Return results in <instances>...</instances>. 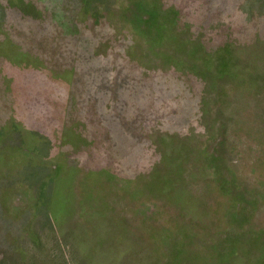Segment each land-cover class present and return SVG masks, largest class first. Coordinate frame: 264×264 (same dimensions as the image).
<instances>
[{"label":"rangeland","instance_id":"374dc122","mask_svg":"<svg viewBox=\"0 0 264 264\" xmlns=\"http://www.w3.org/2000/svg\"><path fill=\"white\" fill-rule=\"evenodd\" d=\"M0 203L7 264H264V0H0Z\"/></svg>","mask_w":264,"mask_h":264},{"label":"trees","instance_id":"16d2710c","mask_svg":"<svg viewBox=\"0 0 264 264\" xmlns=\"http://www.w3.org/2000/svg\"><path fill=\"white\" fill-rule=\"evenodd\" d=\"M22 12H24V14H27L26 11H24L22 9ZM39 14H41L40 12L38 11H35V13H30L28 15H33V17L35 18L36 17H39ZM97 18H99L100 20H102V18H104V22H108L110 23L111 22V16L109 13H105V14H102L100 16H98ZM119 28V27H117ZM135 30V28H133ZM136 31V30H135ZM116 32H118V30L116 29ZM137 32V31H136ZM260 41V40H259ZM254 45V43H253ZM253 55H255L254 53H252ZM255 58V56H253ZM4 209H3V205L0 203V217L2 220H4ZM10 255V253L8 251H6V249H3L2 247L0 248V264H2V262L4 261L5 264H7V260H8V256Z\"/></svg>","mask_w":264,"mask_h":264}]
</instances>
